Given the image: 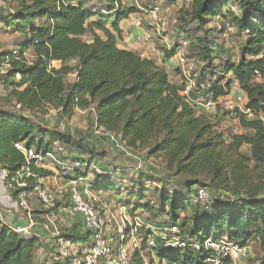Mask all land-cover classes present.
<instances>
[{
    "label": "trees",
    "instance_id": "trees-1",
    "mask_svg": "<svg viewBox=\"0 0 264 264\" xmlns=\"http://www.w3.org/2000/svg\"><path fill=\"white\" fill-rule=\"evenodd\" d=\"M3 1L13 7L0 9V30L24 35L16 55L12 50L0 51V64L4 60L9 64L0 74V88L8 93L0 95V104H12L10 108L0 107V168L7 172L4 183L12 197L16 199L21 191L32 194L37 179L50 173L30 163L36 177L25 179V186H17L23 180L17 174L28 165L16 144L44 155L59 156L60 147L70 152L86 151L81 144H74L71 135L42 127L26 112L54 109L60 116L71 118L76 111L89 110L92 125L101 134L116 135L129 149L148 147L149 156L165 153L176 173L208 179V184L196 177L171 190L160 187L155 207L141 201L144 185L156 180L148 176L145 182L134 181L136 190L128 195L137 201L136 207L159 216L154 222L157 227L168 223L180 231L183 246H168L157 240L153 250L160 264H207L211 250L203 248L205 241L223 236L241 246L256 238L263 255L254 264H264V120L259 117L264 114V0H237L238 13L227 8L231 0H189L180 8L181 24L202 32L196 38L198 56L204 62L200 80L211 82L209 90L214 97L224 95L236 80L247 96L246 107L254 112L250 119L238 115L242 131L229 135L228 140L213 122L218 115L197 114L195 106L180 94L182 86L170 81L163 62L118 47L122 38L119 23L139 12L134 4L96 0L100 7L94 10L82 0ZM215 17L228 19L236 34L243 36L236 61L226 58L214 63L217 55L210 46L211 42L215 46L214 28L208 24ZM84 34H90V41L80 38ZM27 50L34 55L31 63L23 56ZM160 50L166 59L174 54L173 48ZM53 62L60 65L56 67ZM256 70L261 71L262 82L257 81ZM243 146L249 147V154L242 151ZM66 156L61 153L59 157ZM93 159L90 156L85 161L95 162ZM90 185L93 191L111 189L115 185L111 170L95 174ZM205 187L211 192L207 209L193 201L198 189ZM146 231L140 233L132 264H144L141 254L150 234ZM62 233L73 242L86 243L90 237L88 231L68 227ZM195 243L200 250L193 249ZM37 247L35 236L20 235L0 217V264H35ZM224 264L232 262L227 259Z\"/></svg>",
    "mask_w": 264,
    "mask_h": 264
},
{
    "label": "built area",
    "instance_id": "built-area-1",
    "mask_svg": "<svg viewBox=\"0 0 264 264\" xmlns=\"http://www.w3.org/2000/svg\"><path fill=\"white\" fill-rule=\"evenodd\" d=\"M183 1L185 5L189 4V0ZM7 5L8 3L0 0V9L9 8ZM137 8L143 10L147 16L145 23L139 19L135 22V27L143 29L142 34L134 37L135 41L153 46V54L161 53L159 47L157 48L158 42H161L165 49H174V54L170 59L174 61L179 71L180 85L182 86L180 94L185 96L195 106L196 110L211 116L226 112L237 121L239 114L244 115L247 119L254 117V112L246 107L247 96L240 89L236 80L232 81L229 90L224 95L218 97H214L212 91L209 90L211 83L209 80H200L198 62L188 59L184 55L185 48L189 45L187 38L180 36L170 40L168 36L164 35L163 32L167 30L168 25L160 15L159 0H154L148 8H144L143 5ZM176 23V19L172 20L173 25ZM233 30L232 25L228 23L225 25V33H231ZM12 53L16 55V50L13 49ZM30 54L27 51L23 53L27 63H31L34 58L33 53ZM261 57L262 54H259L258 58ZM8 67L7 60L0 64V70L3 68L6 70ZM165 67L168 71L169 67L166 65ZM261 74V71H255L257 80L260 79ZM229 75L233 78L232 73ZM16 108H19V105ZM93 128L96 133H100L95 125ZM104 135L118 148H125L116 135ZM16 147L22 151L28 165L23 172L17 174L18 178L23 179L21 182H17V186H25V179L36 177L30 168V163L38 168H51L62 182L52 190L43 184L41 178H38L32 192L41 207L46 210V227H53L55 252L52 254L49 264L64 262L67 264H131L130 251L138 248L141 242L139 230L143 227L142 220L136 215L131 218L128 209L120 205L118 199L106 200L102 195L92 193L90 181L95 174L104 171L102 165H99L98 162L90 163L72 155L66 157H59L54 153L44 155L36 152L34 148H24L20 143L16 144ZM126 151L128 152V150ZM80 172L87 173L90 178L87 179L86 176L80 175ZM0 176L4 182L7 176L6 170L0 168ZM194 202L199 203L205 209L209 208L208 192L204 188H199ZM16 205L20 208H27L25 192L18 193ZM113 209L118 211L119 217L114 214ZM79 220L82 222L84 230L88 231L90 235L89 241L86 243L73 242L62 235L63 228H66L70 222H78ZM124 220L129 223V227L125 225ZM111 224L117 226L116 234L109 233ZM33 226V221L29 219L26 225L12 226V228L20 235L31 236ZM157 228V230L152 228V234L159 232L161 238L149 235L146 240L148 248H156L158 239L167 245L166 240L171 236L174 239L173 245L183 246L177 226L165 223ZM192 246L194 250H200L199 244L195 243ZM246 247L237 245L224 236L216 240L207 239L203 248L211 250V253L207 256L206 263L224 264L227 259L234 262L236 259L245 256Z\"/></svg>",
    "mask_w": 264,
    "mask_h": 264
},
{
    "label": "rangeland",
    "instance_id": "rangeland-1",
    "mask_svg": "<svg viewBox=\"0 0 264 264\" xmlns=\"http://www.w3.org/2000/svg\"><path fill=\"white\" fill-rule=\"evenodd\" d=\"M82 1L86 6H89L94 10H98L100 7L99 3L96 0H82ZM153 1L154 0H145V1L122 0V2L126 4L131 3L137 7L138 6L141 7L143 5L144 8H148L149 5H152ZM236 1L237 0H231V3L230 5H228L227 8H232L233 11L238 13ZM159 2H160V15L167 22L168 25L167 30L163 32L164 35L168 36L170 40L177 39L180 36H185L189 42V45L185 48L184 55L188 59L196 60L198 62V66L200 70L204 62L200 61L201 59L198 56V42L196 38L201 37L202 32H196L190 26H183L181 24L180 22L181 12L180 9L178 8L185 6L184 4L185 2L183 0H177V2L175 3H169L166 0H159ZM7 6L12 8L13 4L8 3ZM136 13L131 14V16L129 15L130 17L126 23L130 25V27L135 26V22L138 19L142 20L143 23L146 22L147 14L143 10L142 11L139 10V12ZM219 18L216 21H212L208 24V27L214 28L212 37L214 39L215 46L212 45L214 44L213 42L210 43V46L214 48L217 55V58L215 59L214 63L218 64L219 62H221L226 58H230L231 60L236 61L239 57V46L243 40V36L237 35L235 28L231 33L229 32L225 33L224 31L221 32V28L223 24L225 25L227 23L230 24V22L228 19L225 20ZM174 19L177 20V23L175 25L172 24V20ZM134 37L135 36H133L132 38ZM82 39L89 40L91 39V36L90 34H84ZM23 40H24V35L20 32H13L11 30H0V51L17 49L19 43ZM147 46L148 48H150L151 50L150 52H152L153 46L151 45H147ZM160 46L161 45H157V48L159 47L160 49L163 47ZM29 52L32 51L29 50ZM154 55L156 54H153V56ZM1 71H5L4 68L0 70V74H2ZM217 71H219L218 68L216 69V72ZM69 79L72 80L73 76H70ZM257 81L262 82V79H259ZM180 84L181 82L178 83V85ZM6 94L8 93L5 92L4 89L0 88V95L4 97ZM0 107L10 108L12 107V104L8 103V101H4L0 104ZM196 112L197 114H203L200 110H197ZM26 114L29 115L33 121L39 123L44 128L71 135L74 144L76 145L81 144L86 149V151H82L80 153L77 151L70 152V149L60 147V150H58L59 156L62 153V155H68V156L72 155L79 157L82 160H87L90 158V156H93L94 158L93 161L98 162L99 165H102L103 170H111V178L114 181L115 185H113L111 189H108L110 191V193L108 194H112L113 197H111V195L110 197H106L108 195L103 194L104 198H106V200H110L111 198H113L114 200L118 199L120 205H123L128 209L131 218L134 217L132 213L138 216L139 218H141L143 224V227H141L139 230L141 234H145L147 232L146 230H150L149 235H152L155 238L156 237L161 238V234L158 231H156L158 233L154 232V234H152V228H155L156 230L158 229L157 225H155L154 222L158 221L159 218L157 217L159 216H156L150 210L137 208L136 206H139L137 205V201H135L132 195L131 197L128 195V192L136 190L133 184L134 181L145 182V179H147L148 176L156 180L154 182L149 181L144 185L145 187V189H143L144 197L142 198L143 201H141V202L148 201L154 207L157 206V189L163 187L164 185L168 190H171L173 189V186H177L178 188L185 179L188 180L196 177H200L201 179H203V181L206 184H208V179L203 175L194 176L193 174L191 175L190 173L189 174L176 173L175 166L173 164L170 165L169 158L165 155V153L161 152L156 155L149 156L147 154L148 147H143L139 149L138 148L129 149L125 147L126 150H128V152L125 150V148H118V146H115L109 140H107L104 134L95 132L92 125L93 114L89 110L76 111L71 118L60 116L59 113H57V111L54 109L45 110L43 113L32 114L26 112ZM259 117H261L264 120V114H259ZM213 122L216 124L217 129L223 132L227 140L229 135L240 133L242 131L238 121L235 120L226 112L219 113L217 119L214 120ZM54 144L55 147L59 146V143L57 142L56 143L54 142ZM76 145H74V147ZM242 151L244 153L249 154L248 153L249 147L243 146ZM0 183L1 184L3 183L1 176H0ZM45 185L52 190L55 188V187L53 188V186L51 187V185L47 183ZM207 188L205 190L208 192L210 197L211 196V192L209 191L210 188L208 189ZM58 201L63 203L61 200ZM209 203L210 206L211 202ZM131 208H133V210ZM113 212L117 217L120 216L118 211L116 212V209H113ZM124 222L125 225L129 227V223L125 220ZM110 226H111L109 228V230L111 231L110 234H114V233L116 234L117 226L114 224H111ZM149 235H147V238L149 237ZM171 237H169L166 240L168 246L169 244L173 245L172 243L174 242V239ZM246 248L247 249L245 256L236 259V261L232 262V264H254L255 259H258L263 255V252L256 238L252 239L251 241H248V245ZM130 252H131V264H132L133 250H131ZM141 255L144 264H160L156 253H154L153 249L148 248V246L145 250L142 251ZM40 260L41 259L37 254L35 259V264H39Z\"/></svg>",
    "mask_w": 264,
    "mask_h": 264
},
{
    "label": "crops",
    "instance_id": "crops-1",
    "mask_svg": "<svg viewBox=\"0 0 264 264\" xmlns=\"http://www.w3.org/2000/svg\"><path fill=\"white\" fill-rule=\"evenodd\" d=\"M129 17L123 19L119 23L120 28L122 29V38L118 42V47L122 49L133 50L140 53L143 57L153 58L157 62H163L164 65L169 67L168 74L170 81L173 84L178 85V83L180 82V75L174 61L170 58L166 59L161 53H156V55L153 56L147 44L136 42L135 39L132 37L142 34L143 29L137 28L135 26L130 27V25L126 23ZM218 18L219 17H215L212 21H216ZM107 25H109L110 27V23H108ZM82 37L83 35L80 36L81 39ZM83 41H90V39ZM157 45L162 46V43L158 42ZM28 51L29 50H27V53L30 54L31 52ZM53 65L58 67L60 63L53 62ZM48 171L50 173L47 176H43L41 178L43 184L47 183L51 185V187L53 186V188L58 184H62V182L56 177L55 172L51 168H49ZM86 178L89 179V175L86 176ZM92 193H98L103 197V194L108 195L106 197H110V195L111 197H113L112 194H108L110 193L108 189L92 191ZM27 197V208L18 207L16 205V199L13 198L10 194V187L7 186L4 182L2 184L0 183V217L5 223H8L10 226L26 225L28 223V220L31 219L34 223L31 236H35L38 240V247L35 252V259L36 255L38 254L39 258L42 260H40L39 264H49L51 256L55 252V237L52 233L53 227H46V210L41 207L38 200L33 196V194H28ZM61 212L63 213V211ZM67 227L70 230H75L78 232L85 231L83 228V224L80 220L78 222H70ZM110 232L111 231L109 230V233Z\"/></svg>",
    "mask_w": 264,
    "mask_h": 264
}]
</instances>
